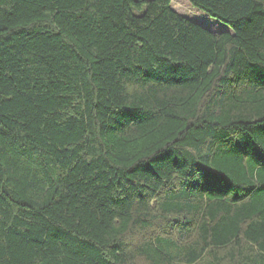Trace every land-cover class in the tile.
<instances>
[{"label":"trees","instance_id":"obj_1","mask_svg":"<svg viewBox=\"0 0 264 264\" xmlns=\"http://www.w3.org/2000/svg\"><path fill=\"white\" fill-rule=\"evenodd\" d=\"M0 0V264H264V0Z\"/></svg>","mask_w":264,"mask_h":264},{"label":"rangeland","instance_id":"obj_2","mask_svg":"<svg viewBox=\"0 0 264 264\" xmlns=\"http://www.w3.org/2000/svg\"><path fill=\"white\" fill-rule=\"evenodd\" d=\"M171 8L178 14L199 24L214 34L230 32L228 26L208 17L204 12L198 9L192 8L187 0H171Z\"/></svg>","mask_w":264,"mask_h":264}]
</instances>
